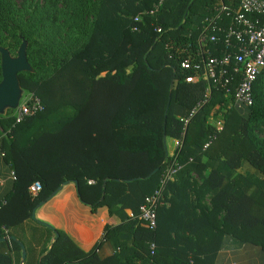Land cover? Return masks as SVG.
Listing matches in <instances>:
<instances>
[{
  "label": "trees",
  "instance_id": "16d2710c",
  "mask_svg": "<svg viewBox=\"0 0 264 264\" xmlns=\"http://www.w3.org/2000/svg\"><path fill=\"white\" fill-rule=\"evenodd\" d=\"M220 2L228 10L220 12ZM157 3L43 0L31 10L27 0H0V47L11 54L27 42L32 72H20L18 79L24 95L42 104L19 124L12 110L0 115V150L15 176L0 209V239L5 229L21 242L18 229L66 182H77V196L93 212L105 207L121 219L117 226L102 224L101 240L87 251L64 231L35 220L58 238L46 254L47 247L38 253L27 247L23 264H213L227 235L264 251V70L242 116L217 89L202 104L206 82L187 83L190 73L179 67L203 34L218 38L206 48L222 54L223 30L238 4L165 0L151 15ZM215 108L212 116L226 109L220 131L208 122ZM174 159L181 169L163 192L170 206L158 207L156 229L150 230L125 212L137 215ZM243 161L258 174L240 173ZM34 183L41 186L36 196L29 192ZM188 187L196 203L179 201ZM206 195L207 206L201 204ZM180 204L184 215L173 214ZM102 240L116 241L114 254L101 259L96 250ZM17 241L0 242V264H18ZM150 243L156 245L153 256Z\"/></svg>",
  "mask_w": 264,
  "mask_h": 264
},
{
  "label": "built area",
  "instance_id": "2783aa9c",
  "mask_svg": "<svg viewBox=\"0 0 264 264\" xmlns=\"http://www.w3.org/2000/svg\"><path fill=\"white\" fill-rule=\"evenodd\" d=\"M165 0H158L155 10L150 11L151 15L158 9ZM238 4L234 11L233 22L223 30L224 51L219 56H213L206 48V43H216L218 38L214 35L207 37L200 36L198 47L190 50L186 56L180 58L179 67L190 74L185 77L187 83L206 82L204 99L205 104L211 95L212 89L222 91L230 98V106L237 109L249 108L253 104L252 88L259 74L264 70V0H232ZM220 12L228 8L220 2ZM250 15L253 17H248ZM135 23L140 22V17L134 19ZM132 30L139 32L135 25ZM161 33V28H156ZM42 110V104L38 97L33 94H26L22 97L18 108L13 111L15 124L23 122ZM194 111L192 112V114ZM176 159L172 160L166 168L159 188L151 195L145 197L139 206L138 213L132 217L138 218L150 230L157 226V209L163 200V192L167 183L175 179L180 170ZM15 180V176H13ZM41 190L39 183H34L29 192L36 196ZM6 205V200L0 202V209ZM5 237L10 242L7 230L4 229ZM150 256L155 254L156 245L150 243Z\"/></svg>",
  "mask_w": 264,
  "mask_h": 264
},
{
  "label": "crops",
  "instance_id": "0c3cea01",
  "mask_svg": "<svg viewBox=\"0 0 264 264\" xmlns=\"http://www.w3.org/2000/svg\"><path fill=\"white\" fill-rule=\"evenodd\" d=\"M242 164L244 162L241 163V166ZM13 176V170L10 164L3 159V154L0 150V202L6 200V197L12 193L14 187ZM193 177L196 179L193 183L198 187L201 183L197 179V175H193ZM174 180L171 182H174ZM177 183L181 185V182L178 181ZM189 187L186 188L184 193L182 191V197L180 196L179 201H182L184 197L196 203L195 195ZM170 195L171 193L168 191L166 199ZM201 204L205 206L209 204V195L204 197ZM169 206L170 204L167 200L166 202L162 200L160 207L168 208ZM185 209V206L180 204L178 208H175L173 214L184 215ZM125 213L127 216L133 215L130 210H126ZM195 213L200 214V209L196 208ZM33 214L34 218L25 221L21 229H18L26 254L27 247L35 249L36 253L44 247H47L44 254L50 250V245L55 237L50 238L49 233L42 227L41 223L47 224L52 229L64 231L84 251L90 250L98 239L101 240L102 224L117 226L121 223L120 217L115 214L109 216L105 207L98 208L93 212L90 206L82 203L72 182L63 185L47 202L37 207ZM35 220L40 222L39 224L42 226L38 222L35 223ZM178 228H183V226ZM182 233L183 231H179V234ZM115 241L102 240L101 247L96 250L97 256L102 259L113 255L115 252ZM3 250H5V246H0V251L2 252ZM13 254L17 263L23 264L21 263V250ZM213 264H264V251L257 244L239 241L227 235L223 238L222 245L215 256Z\"/></svg>",
  "mask_w": 264,
  "mask_h": 264
},
{
  "label": "water",
  "instance_id": "95a60500",
  "mask_svg": "<svg viewBox=\"0 0 264 264\" xmlns=\"http://www.w3.org/2000/svg\"><path fill=\"white\" fill-rule=\"evenodd\" d=\"M185 18L186 14L184 16V19ZM26 50L27 42L25 40H22L15 56H12L10 52L4 47H0V67L2 74V80L0 81V115H4L7 110H16L20 104L22 97L24 96V91L22 90L19 83L18 73L32 72V69L27 60ZM65 184H67V182L63 185ZM73 184L77 185V182L74 181ZM61 188L62 185L58 187L52 195H55ZM40 205H42V203ZM40 205H38L37 207H39ZM32 218H34V214H32ZM42 225L50 228L47 224L42 223ZM57 238L58 234L55 235L53 243L57 240ZM10 240L17 241L13 237H10ZM5 241H7V239L4 237L0 239V242ZM17 242L19 243L21 248V263H23L26 252L23 244L19 241ZM52 244L50 245V248L52 247Z\"/></svg>",
  "mask_w": 264,
  "mask_h": 264
},
{
  "label": "rangeland",
  "instance_id": "374dc122",
  "mask_svg": "<svg viewBox=\"0 0 264 264\" xmlns=\"http://www.w3.org/2000/svg\"><path fill=\"white\" fill-rule=\"evenodd\" d=\"M43 3V0H27V4L30 7L31 10H33L34 8L40 6ZM18 49V48H17ZM16 51L11 53L12 56L16 55ZM104 73H102L100 76H103ZM26 95V94H25ZM217 108H215L214 110H212L211 112V116L209 118V124L212 125L216 130L220 131L223 128V119H222V115L225 113L226 109H222L219 110V112L217 114H215V116H212L215 112H216ZM15 111V110H13ZM239 115L245 116L248 112V108H241V109H237ZM261 137L264 138V129L259 133ZM244 164H240V167L238 168L239 172L242 174H247V175H257L258 172L250 165L248 164L246 161H243ZM261 179H264V176L261 175L260 177Z\"/></svg>",
  "mask_w": 264,
  "mask_h": 264
}]
</instances>
